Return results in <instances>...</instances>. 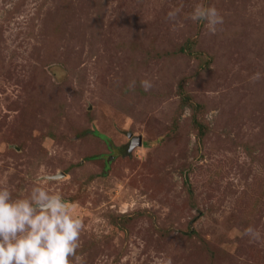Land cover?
<instances>
[{"label":"rangeland","instance_id":"rangeland-1","mask_svg":"<svg viewBox=\"0 0 264 264\" xmlns=\"http://www.w3.org/2000/svg\"><path fill=\"white\" fill-rule=\"evenodd\" d=\"M0 264H264V0H0Z\"/></svg>","mask_w":264,"mask_h":264},{"label":"water","instance_id":"water-1","mask_svg":"<svg viewBox=\"0 0 264 264\" xmlns=\"http://www.w3.org/2000/svg\"><path fill=\"white\" fill-rule=\"evenodd\" d=\"M131 137V134H128V138ZM54 207H57V208H64L65 205L59 201L58 199H53L51 201H49L45 206H41L40 209L43 211V210H49V209H52Z\"/></svg>","mask_w":264,"mask_h":264},{"label":"trees","instance_id":"trees-1","mask_svg":"<svg viewBox=\"0 0 264 264\" xmlns=\"http://www.w3.org/2000/svg\"><path fill=\"white\" fill-rule=\"evenodd\" d=\"M193 122H194V126H195V125H199V124L197 123V121L194 120ZM198 133L200 134V129H199V128H198ZM94 134H96L95 136H97L98 138L105 140L104 138L100 137L97 133H94ZM103 140H102V141H103Z\"/></svg>","mask_w":264,"mask_h":264}]
</instances>
